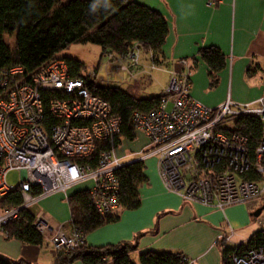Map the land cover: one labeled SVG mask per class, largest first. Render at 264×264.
Returning a JSON list of instances; mask_svg holds the SVG:
<instances>
[{"label": "built area", "instance_id": "1", "mask_svg": "<svg viewBox=\"0 0 264 264\" xmlns=\"http://www.w3.org/2000/svg\"><path fill=\"white\" fill-rule=\"evenodd\" d=\"M220 1L209 0V4ZM140 53L138 44L124 55L108 52L98 67L104 69L103 75L93 70L84 71L82 77L108 85L109 69L119 67L131 74L132 67L142 68ZM148 55L150 62L145 66L158 68L153 55ZM178 65L180 69L171 70L169 81L162 87L158 104L148 112L136 111L130 118V127L142 131L149 143L140 160L156 155L163 186L185 202L221 209L264 197V136L251 157L247 136L237 132L234 125L221 126L223 120L235 123L239 116L250 115L264 126V85L260 97L250 103L228 96L211 107L190 95L188 59L181 58ZM23 73L19 66L0 73V195L18 191L22 196L19 206L0 212V228L4 230L3 226L23 208L31 209L56 192L67 198L70 188L87 181L92 182L88 190L96 212L117 210L121 189L116 171L127 164L115 154L114 139L121 130V117L112 112L109 101L88 89L84 79L70 76L64 59L49 62L27 82ZM24 90L28 95L21 94ZM46 108L57 120L50 132L43 125ZM98 140H108L110 147L99 153L96 166L80 162L78 159L93 154ZM10 170L23 172L18 184L7 183ZM253 173L256 179L250 178ZM32 225L48 236L56 251L68 253L84 243L79 228L72 224L66 232L45 212L38 211ZM261 238L252 241L249 236L234 242L229 254L233 264H264V236ZM218 240L231 239L222 234ZM179 255L183 264H195L192 258ZM103 261L112 264L107 256Z\"/></svg>", "mask_w": 264, "mask_h": 264}, {"label": "crops", "instance_id": "2", "mask_svg": "<svg viewBox=\"0 0 264 264\" xmlns=\"http://www.w3.org/2000/svg\"><path fill=\"white\" fill-rule=\"evenodd\" d=\"M136 1L158 10L168 21L169 33L159 53L158 68L145 71L132 67L131 74L110 71L120 88L137 97L157 96L169 81L171 70L180 69L178 60L186 58L190 64V95L202 104L215 107L228 96L245 103L260 97L264 85V0H221L214 5L209 0ZM204 50L213 54L212 63L203 56ZM141 55L142 63L148 66L149 55L145 51ZM133 133L129 138L121 135L115 150L126 163L140 160L141 153L149 148L142 131ZM142 160L147 179L139 186V206L118 208L115 221L85 234V246L135 244L130 253L134 262H138L140 253L151 250L182 253L195 264H222V249L231 247L234 237L250 226V205L232 204L220 209L185 202L163 186L156 155ZM81 184L72 191L80 189ZM31 210L34 214L45 212L66 232L71 228L69 203L60 192L44 197ZM222 234L230 235L231 240H218ZM0 257L31 264H83L80 258L62 263L46 235L40 244H32L7 236L2 228Z\"/></svg>", "mask_w": 264, "mask_h": 264}, {"label": "trees", "instance_id": "3", "mask_svg": "<svg viewBox=\"0 0 264 264\" xmlns=\"http://www.w3.org/2000/svg\"><path fill=\"white\" fill-rule=\"evenodd\" d=\"M169 24L157 10L138 1L131 0H0V73L10 68L21 67L25 82L30 76L49 62L64 59L71 77L85 80L88 89L104 100L110 102L112 112L121 117V130L114 139L117 147L119 137L129 138L134 135L130 127V118L136 111L148 112L159 102V96L150 98L137 97L134 93L120 88L118 85H102L83 76L84 62L68 56H59V52L73 43L89 42L101 47L100 56L108 52L124 55L138 44L140 51L150 52L153 60L159 65V53L168 35ZM15 34L13 47L9 37ZM8 36V39L5 37ZM214 52V51H213ZM216 52V50H215ZM203 56L212 63L213 54L204 50ZM3 89L0 87V95ZM46 94V93H45ZM43 125L48 132L57 122L48 109ZM234 129L247 136L249 153L252 157L254 149L264 136V126L256 117L239 116L235 120ZM97 148L92 155L78 159L95 167L98 155L110 147L108 140H98ZM143 160L130 161L119 170L116 176L120 180L119 208L133 209L139 206V186L147 179L144 174ZM250 178L256 179L253 173ZM91 181L83 182L80 189L68 190L71 224L79 228L85 237L89 231L102 224L111 223L118 218V212L99 214L96 212L89 187ZM77 185V184H76ZM22 196L18 191H10L0 197V208L8 209L19 206ZM35 214L30 208H23L18 217L5 224L7 236L15 237L32 244H40L44 237L32 225ZM264 232L257 230L250 237L262 239ZM85 241V238H84ZM135 244L101 245L87 247L83 243L68 254L57 251V258L62 263L81 259L83 264H102L107 256L112 264H183L179 254L147 250L140 253L138 262H134L130 253ZM222 264H233L230 260V247L222 249ZM0 264H31L26 260H8L0 257Z\"/></svg>", "mask_w": 264, "mask_h": 264}, {"label": "rangeland", "instance_id": "4", "mask_svg": "<svg viewBox=\"0 0 264 264\" xmlns=\"http://www.w3.org/2000/svg\"><path fill=\"white\" fill-rule=\"evenodd\" d=\"M5 37L8 39L7 35H5ZM14 37H15V34L13 36L9 37V39H8L11 47H13V42L15 43ZM100 53H101V47L98 46L97 44L89 43V42H81V43H73L69 47H67V49L60 51L59 56H68V57L76 58V59L80 60L81 62L82 61L84 62V64H85V70L84 71H93V70L95 71V70H98V67L101 66L102 61H104V59H105L102 56H100ZM141 56L142 55L140 53V60L142 61ZM144 68H145V71L147 69H149L145 65L142 67V69L144 70ZM118 70L122 71L119 67H118ZM110 71H112V70L111 69L108 70L111 85L116 86L118 84V80L115 78L114 74H112ZM97 72L99 75H103L104 69L100 68ZM17 73H19V72H17ZM19 78L20 77L17 75V79H19ZM24 91H26V92H24V94H23V92H21V94L25 95V93H26L28 95L27 90H24ZM233 125H234L233 121H231L229 119H228V121L223 120V122L221 123L222 127H228V126L232 127ZM20 179H21V172L15 171V170H10L8 175H7V178H6L7 183H9V184L10 183L18 184ZM1 196L2 195H0V197ZM246 205H250V207H251V209L249 210V212H250L249 217L251 219V223H250V226L245 227L243 232H241L238 236L236 235V237H234L233 240L235 242L243 240L244 237L251 236L257 230L264 229V197H261L257 200H254V202L246 203ZM258 210L260 212L257 215L252 214ZM2 211H3V208L2 209L0 208V212H2ZM248 230H250V231H248ZM3 232H5V230H3ZM42 237H45L44 234H42ZM56 253H57V251H56ZM68 253L65 252V254H68Z\"/></svg>", "mask_w": 264, "mask_h": 264}, {"label": "water", "instance_id": "5", "mask_svg": "<svg viewBox=\"0 0 264 264\" xmlns=\"http://www.w3.org/2000/svg\"><path fill=\"white\" fill-rule=\"evenodd\" d=\"M23 174V172H21ZM260 211H255L254 213H252L253 215H257Z\"/></svg>", "mask_w": 264, "mask_h": 264}]
</instances>
